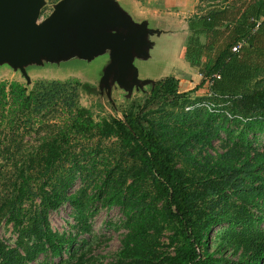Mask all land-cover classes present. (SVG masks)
I'll list each match as a JSON object with an SVG mask.
<instances>
[{
    "label": "trees",
    "instance_id": "1",
    "mask_svg": "<svg viewBox=\"0 0 264 264\" xmlns=\"http://www.w3.org/2000/svg\"><path fill=\"white\" fill-rule=\"evenodd\" d=\"M181 57L222 108L183 115L182 142L151 119L187 102L174 77L156 82L136 114L101 121L81 107L77 80H39L30 92L0 82V150L9 155L0 171V227L19 229L23 251L0 239V264H34L41 255L39 264H86L89 242L79 235L90 232L84 212L94 199L119 208L129 224L123 263L231 264L233 251L238 264H264V0H219L200 10L187 21ZM21 129L37 135L25 151ZM5 130L9 141L1 139ZM185 156L194 163L182 164ZM100 161L96 194L87 197L86 185L73 192L77 179L100 172ZM66 204L78 211L75 236L49 223Z\"/></svg>",
    "mask_w": 264,
    "mask_h": 264
},
{
    "label": "rangeland",
    "instance_id": "2",
    "mask_svg": "<svg viewBox=\"0 0 264 264\" xmlns=\"http://www.w3.org/2000/svg\"><path fill=\"white\" fill-rule=\"evenodd\" d=\"M62 1L43 0L38 22L49 17L56 5ZM114 1L116 8L131 18L133 33L139 35L137 49L133 46L131 49V56L129 57L131 70H129L128 77H118V82L120 80L126 81L129 88L133 86V82H136L135 84L140 85L137 87L140 90L135 88L128 92V90L120 88L117 84L113 85L112 74L114 68L112 67V58L109 51L107 49L104 51V48H101L91 56L83 57L74 43L72 30L63 27L56 29L63 36L59 46L38 55L36 59L26 61L23 72L28 78H24L25 76L20 70L18 71L9 64H1L0 82H18L30 92L34 83L39 80H77L82 84V89H79L81 107L88 109L95 121H101L110 117L123 120L126 114H136L149 96L154 83L174 77L180 83L179 93L187 99V102L179 107L166 108L154 114V116L152 115L151 119L160 126L169 138H174L173 142L177 139L182 142L187 137L186 133L181 134L183 129L178 128L183 115L188 116L194 110L212 112L222 109L208 96V80L199 76L198 72L190 68L181 57L186 41L188 19L200 10L205 9L209 4L211 5L219 0ZM110 8L107 10L112 19L111 10L113 8ZM116 8L114 7V10L117 12ZM117 17L122 22L128 21L124 16L117 15ZM170 125H174V129ZM7 132L5 130L1 136L2 139L5 135L3 141L12 139L6 134ZM22 133L23 130H19L17 139L22 145L21 151H25L31 145H34L37 135L34 133L23 135ZM223 139L220 136L219 139L214 141L216 150L211 152L213 156L216 157V155L223 152ZM111 142L113 141L106 144ZM3 151V149L0 150V171H5V159L9 156ZM2 158L4 161H2ZM193 163L194 159L187 156L182 160L184 165ZM103 167L104 162H97V170L101 169L100 172H94L93 176L90 175L86 183H83L80 178L77 179L72 191L77 192L86 185L87 197L91 199L92 195L96 194L94 182L97 180L98 173H102ZM35 205H39V200H36L33 206L26 205L25 208L34 209ZM216 211L221 213L220 209H216ZM77 214L78 211H75L69 204L64 205L57 212H51L48 216L51 229L58 233L73 231V236H75L77 231L72 226H76L78 221L72 216L74 217ZM252 214H257V218H260V213L251 211ZM84 217L86 218L85 224L90 232L79 235V240L84 239L89 242L85 248L86 264H126L121 262L118 256L122 248L124 235L129 232V224H127L121 210L116 207H105L101 202L94 199L88 209L85 210ZM225 227L226 225L223 228H216L215 231L211 232V238L215 239L216 233H222ZM262 227L264 228V226ZM168 235L169 233H164L161 237L160 241L164 247L168 243ZM19 237V229L14 227L12 223L4 221L1 224L0 239L8 248H17L18 251L23 253L17 246ZM230 253L227 255L230 263L238 264L241 261L240 253L237 254L233 251ZM43 259V255L39 256L34 264H39Z\"/></svg>",
    "mask_w": 264,
    "mask_h": 264
},
{
    "label": "water",
    "instance_id": "3",
    "mask_svg": "<svg viewBox=\"0 0 264 264\" xmlns=\"http://www.w3.org/2000/svg\"><path fill=\"white\" fill-rule=\"evenodd\" d=\"M113 1L63 0L49 17L38 22L43 0H0V65L9 64L28 78L23 72L26 61L59 46L63 36L56 29L63 27L72 30L74 43L83 57L101 48L109 51L113 85L128 92L140 90L136 82L130 88L126 81L118 82V77H128L131 49H137L139 35L133 33L131 18L119 11ZM110 7L112 19L107 10ZM116 14L128 21H120Z\"/></svg>",
    "mask_w": 264,
    "mask_h": 264
}]
</instances>
